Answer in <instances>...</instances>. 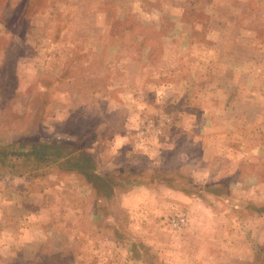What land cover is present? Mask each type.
<instances>
[{
	"label": "rangeland",
	"instance_id": "374dc122",
	"mask_svg": "<svg viewBox=\"0 0 264 264\" xmlns=\"http://www.w3.org/2000/svg\"><path fill=\"white\" fill-rule=\"evenodd\" d=\"M0 264H264V0H0Z\"/></svg>",
	"mask_w": 264,
	"mask_h": 264
}]
</instances>
